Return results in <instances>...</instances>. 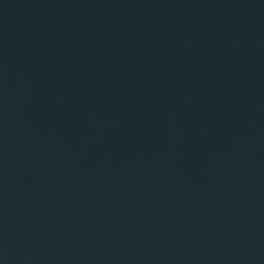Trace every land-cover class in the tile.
<instances>
[{
  "label": "water",
  "instance_id": "1",
  "mask_svg": "<svg viewBox=\"0 0 264 264\" xmlns=\"http://www.w3.org/2000/svg\"><path fill=\"white\" fill-rule=\"evenodd\" d=\"M0 264H264V0H0Z\"/></svg>",
  "mask_w": 264,
  "mask_h": 264
}]
</instances>
